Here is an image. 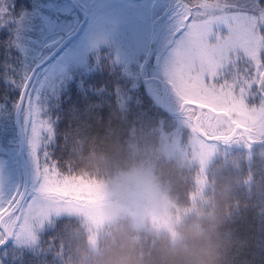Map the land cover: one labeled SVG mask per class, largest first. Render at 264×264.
<instances>
[{"label": "snow or ice", "instance_id": "obj_1", "mask_svg": "<svg viewBox=\"0 0 264 264\" xmlns=\"http://www.w3.org/2000/svg\"><path fill=\"white\" fill-rule=\"evenodd\" d=\"M5 30L0 264H24L28 253L57 262L64 247L57 237L42 240L39 221L101 197L99 181L81 167L79 127L65 133L66 161L51 151L60 117L50 113L73 82L96 98L89 112L113 101L109 117L159 120L151 110L164 109L172 126L192 130L193 157L205 147L199 137L227 144L264 135V0H30L18 13L0 0ZM105 71L116 77L111 89L93 80Z\"/></svg>", "mask_w": 264, "mask_h": 264}, {"label": "clouds", "instance_id": "obj_2", "mask_svg": "<svg viewBox=\"0 0 264 264\" xmlns=\"http://www.w3.org/2000/svg\"><path fill=\"white\" fill-rule=\"evenodd\" d=\"M163 120L112 116L83 137L80 163L101 197L39 221L40 234L66 221L57 264H252V238L234 224L253 208L264 233V135L199 137L205 147L193 157L192 130Z\"/></svg>", "mask_w": 264, "mask_h": 264}, {"label": "trees", "instance_id": "obj_3", "mask_svg": "<svg viewBox=\"0 0 264 264\" xmlns=\"http://www.w3.org/2000/svg\"><path fill=\"white\" fill-rule=\"evenodd\" d=\"M8 6L9 12L13 9L18 13L22 6L30 3V0H5ZM7 35V31H0V41H3ZM109 49L106 47L99 49L100 56L103 59L109 55ZM3 49L0 48V56H2ZM114 55V54H113ZM95 57L90 58V62L95 63ZM103 63L107 64V60H103ZM116 77H109L107 71L101 75H96L93 80L97 83H108L109 89H111L112 83ZM96 98L91 97L90 99L84 98L81 93L78 92L76 84L73 82L69 85L68 90L62 92L58 105L52 108L50 115L53 119H57L54 125V129L57 135L54 138V149H51L52 155L61 162L66 161L70 155L71 139L69 138L67 144L65 143V133L69 137L75 135V130L79 127V135L82 137L89 136L99 129V122H103L109 118V113L112 110L113 101H109L102 111L97 110L94 112L87 111V107L91 101ZM147 106V105H146ZM152 114L158 118H164L167 124L173 123V117L170 113L164 109L154 106L152 108ZM131 119V118H130ZM156 120L154 119L153 122ZM85 122L87 126H85ZM227 151H243V149L230 148ZM82 167V165H81ZM256 210L248 208L243 211L240 218L235 222L234 227L236 229V235L241 239L249 238L248 248L246 249L245 256L247 259L252 261V264H264V233L257 234V219ZM66 221L61 219L58 221L55 229H49L41 233L42 240L44 242L49 241L53 237H57L60 240V235L64 232V225ZM42 260H47V264H57L51 254L44 257H33L31 253L26 254L24 264H42Z\"/></svg>", "mask_w": 264, "mask_h": 264}]
</instances>
